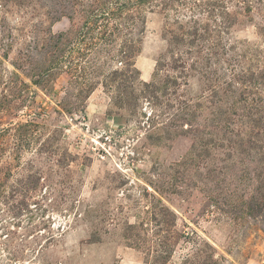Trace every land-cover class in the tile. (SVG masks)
<instances>
[{"label":"rangeland","instance_id":"rangeland-1","mask_svg":"<svg viewBox=\"0 0 264 264\" xmlns=\"http://www.w3.org/2000/svg\"><path fill=\"white\" fill-rule=\"evenodd\" d=\"M0 264H264V0H0Z\"/></svg>","mask_w":264,"mask_h":264}]
</instances>
